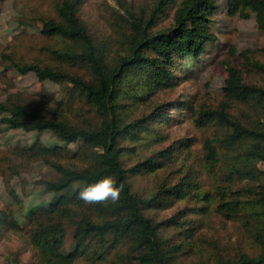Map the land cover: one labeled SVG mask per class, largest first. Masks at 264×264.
<instances>
[{"label": "trees", "instance_id": "1", "mask_svg": "<svg viewBox=\"0 0 264 264\" xmlns=\"http://www.w3.org/2000/svg\"><path fill=\"white\" fill-rule=\"evenodd\" d=\"M217 1L154 0L152 14L147 18L141 12L136 14L130 5L121 22L118 4V9L111 12L114 40L111 37L104 40L93 34L79 16V8L85 0H60L55 6L57 18L42 20L41 31L68 43L62 49L51 51L57 61L82 63L91 78L53 66L12 62L20 73L33 72L41 81L70 83L69 102L76 103L80 109L86 107L96 121L79 125L60 114L49 116L43 108L14 101L0 102V110L5 113L0 122L8 127L24 131L49 130L65 144L79 142L83 150L80 154L67 146L37 144L25 148V152L44 160L59 174L56 180L43 183L45 190L54 197L47 207L40 208L29 218L30 227L26 231L41 264H75L78 259L86 264H180V248L191 249L189 239L192 238L189 234L192 226L183 225L191 222L186 221L181 211L176 212L178 219L171 217L162 221L147 213L169 207L173 199H191L205 214L207 208L213 206L214 211L226 219L240 221L250 231L255 241L253 253L242 251L233 258L220 259L216 264H264V176L257 168V162L264 161V149L248 147L252 139L264 142V82L263 85L247 83L237 67L229 66L222 86L229 100L260 110L256 126L244 125L222 108H200L194 113L197 126L204 127L215 120L226 126L227 131L221 138L227 153V169L223 171L227 175H238V179H249L253 186L249 190L250 196L233 190L231 196H227L224 188L210 193L188 175L176 182H159L147 196L132 190L128 174H153L172 166L177 156L190 148V140L179 141L172 151L168 148L153 150L129 167L122 161L136 145H160L165 137L156 125L169 122V116L159 104L149 122L145 118L127 122L122 120L120 109L177 85L174 69L181 68L179 59L199 56L213 38L203 34L200 27L212 22ZM227 1L230 14L248 17L246 10L254 12L257 28L264 30V0H257L260 3L254 8L253 0ZM173 7L172 23L165 29L152 30L153 16L164 15ZM108 41L117 42L118 47L119 43L126 45V50L110 56L114 44ZM231 52L237 50L231 47ZM239 55L246 65L261 74L264 81V63L249 59L244 52ZM79 108L77 106L75 110L79 111ZM204 149L205 159L214 166L212 163L218 159L216 145L207 141ZM62 158L77 159L83 164L65 165ZM233 159L239 165L235 161L231 164ZM107 174L114 175L117 184L122 186L119 200L88 203L79 198L78 193L84 186ZM9 194L17 200L14 190H9ZM176 223L180 227L175 228L177 236L184 238L177 243L171 241L174 237L164 235ZM0 226L20 229L13 222L12 212L3 210H0ZM69 228L72 246L65 250Z\"/></svg>", "mask_w": 264, "mask_h": 264}, {"label": "rangeland", "instance_id": "2", "mask_svg": "<svg viewBox=\"0 0 264 264\" xmlns=\"http://www.w3.org/2000/svg\"><path fill=\"white\" fill-rule=\"evenodd\" d=\"M60 0H0V102H19L31 107L44 109L49 116L59 115L72 120L79 125L96 122L86 107L72 104L67 99L71 84L53 83L49 80H39L33 72L20 73L12 62L18 64L38 63L53 66L71 74L91 78L90 72L79 62L57 61L51 54L54 49H62L68 45L61 38L47 36L41 31L42 20L57 18L55 6ZM119 1V2H118ZM181 0H177V3ZM154 0H85L79 8V16L90 28V31L104 40H114L110 21L112 9H118L119 22L125 17L130 5L136 14L141 12L147 17L152 13ZM228 1L218 0V8L212 17V22L200 27L203 34L213 36L204 50L197 57L181 58V68L175 67L174 75L177 85L171 90H160L150 94L147 99H139L137 104H129L120 109L122 120L131 122L145 118L149 122L154 116L156 106L163 105L168 112L169 122L156 125L165 140L157 145L144 147L136 145L133 151L123 156L126 167L147 157L153 150L168 148L176 149L179 141L190 140V148L177 156L176 162L156 173L128 174V182L132 190L141 195H149L159 182H176L184 176H192L193 181L210 193H216L224 188L227 196L231 192L250 196L253 188L249 179H238V175H227V153L222 146L221 138L226 133V126L218 120L200 127L195 124V112L200 108L217 110L222 108L231 116L236 117L246 126L258 125L260 110L251 106L229 100L222 89L229 66L237 67L247 83L263 85L261 74L245 64V59L239 55L244 52L249 59H257L264 63V30L256 26L254 12L248 17L228 12ZM176 3V6H177ZM258 3L253 0L252 8ZM121 6V7H120ZM175 6V7H176ZM168 9L166 14L154 17L155 25L152 30L165 29L172 23L174 9ZM114 44L110 56L124 51L126 45L119 47ZM231 47L237 52L232 53ZM126 50V49H125ZM178 64V63H177ZM80 115H78L79 111ZM194 116H193V115ZM5 115L0 110V118ZM151 116V117H150ZM216 145L218 159L210 166L205 159V142ZM31 144L46 147L55 145L67 146L69 149L81 151L79 142L65 144L55 137L51 131H24L13 129L0 122V210L12 212L13 222L19 225V230L0 226V264H41L35 248L26 234L30 227V219L42 207H47L54 194L46 191L43 183L46 180H56L59 174L40 158H33L25 152ZM248 147L264 149V142L252 139ZM235 158V157H234ZM235 159L231 160L232 164ZM65 165H81L77 159L62 158ZM236 165L239 162L235 161ZM257 168L264 176V161L257 162ZM14 190L16 199L9 194ZM200 205L191 199H173L169 207L162 210L147 212L156 220L162 221L171 217L179 218L176 214L181 211L186 221L183 226L191 225V249L180 248V264H216L220 259L233 258L240 252L253 253L255 241L250 231L236 219H226L207 208L208 213L200 211ZM176 227L171 225L164 235L174 237L172 242L183 240L177 236ZM65 250L72 246V232L67 229ZM75 264H86L78 259ZM104 264V262H98Z\"/></svg>", "mask_w": 264, "mask_h": 264}, {"label": "clouds", "instance_id": "3", "mask_svg": "<svg viewBox=\"0 0 264 264\" xmlns=\"http://www.w3.org/2000/svg\"><path fill=\"white\" fill-rule=\"evenodd\" d=\"M122 186L117 184L114 175L107 174L93 183L84 186L78 193L79 198L88 203L119 200Z\"/></svg>", "mask_w": 264, "mask_h": 264}]
</instances>
